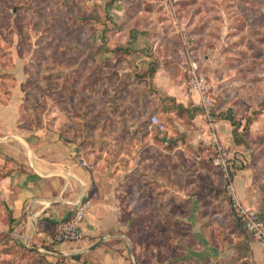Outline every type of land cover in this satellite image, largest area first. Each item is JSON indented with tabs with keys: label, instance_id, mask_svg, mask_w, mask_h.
I'll use <instances>...</instances> for the list:
<instances>
[{
	"label": "rangeland",
	"instance_id": "1",
	"mask_svg": "<svg viewBox=\"0 0 264 264\" xmlns=\"http://www.w3.org/2000/svg\"><path fill=\"white\" fill-rule=\"evenodd\" d=\"M106 1L0 0V137L6 136L8 118L19 115L21 131L55 133L72 146L83 145L80 150L89 165L96 166L104 158L114 166L123 159L127 167H133L144 150L140 144L143 131L157 133L154 171H140V191L147 203L141 216L130 220L123 239L132 261L164 262L167 254L154 255L151 244L164 241L165 236L177 239L184 233L192 248L199 242L196 233L201 225L217 229L203 234L206 241H215L213 237L231 240L233 233L250 239L252 235L232 212L231 200L232 190L238 195L234 181L245 171L260 182L257 200L246 203L238 196L264 216V0H112L109 8ZM106 26L111 29L109 43L114 49L133 46L128 58L121 51H104ZM149 53L151 59L144 58ZM142 58L154 60V74L171 72L172 96L177 101L192 89L190 59L197 62L207 79L205 97L210 101L205 105L201 97L197 105L205 124L196 132H208L207 141L196 132L190 134L196 130V116L164 113L154 96L144 92L158 88L150 70L141 68ZM138 93L143 94L139 97ZM228 109L236 112L239 133L248 131L244 130L248 119L254 121L250 134L240 137L241 151L224 145L217 136L227 159L226 165H218L215 160L222 153L213 138L218 126L214 130L212 124L218 122L219 112ZM151 113L165 122L167 136L178 139L174 157L166 156L162 133L148 124ZM129 114L140 117L125 122L123 117ZM0 157V264H47L44 250L28 251L38 245L33 225L17 230L11 221L2 179L14 163ZM166 164L174 166L172 190L155 180L156 175L171 173ZM109 170L116 179L125 173L127 186L134 184L133 168ZM167 202L172 212L169 218L163 207ZM170 227L173 233H159ZM192 249L186 253L173 247L169 259L174 264L183 260L184 264H205V258H197Z\"/></svg>",
	"mask_w": 264,
	"mask_h": 264
},
{
	"label": "crops",
	"instance_id": "2",
	"mask_svg": "<svg viewBox=\"0 0 264 264\" xmlns=\"http://www.w3.org/2000/svg\"><path fill=\"white\" fill-rule=\"evenodd\" d=\"M144 58L151 59L150 56ZM144 58L140 61L141 68L149 71L152 69L151 61H145ZM163 73L158 71L154 74L156 87L162 94L172 96L175 93L172 86L173 76L169 75L171 74L169 71L166 72L167 74ZM202 96L199 91L190 89L184 99L178 102L184 105H198ZM136 116L140 117L136 114L125 115L123 120L133 122ZM18 118L19 115L8 118L6 136L0 137V154L9 157L14 163L10 174L3 177L2 184L10 218L16 229L20 230L23 226L29 228V225H33L35 241L38 244L33 248L44 250L48 254L46 255L47 264H140L128 257L123 239L126 238L130 229L128 226L131 223L130 220L141 216L145 209L147 196H143L140 191L143 185L140 171L149 168L151 173L154 171L152 161L158 162V134L149 129L143 131L144 143L140 144H143L144 150L138 153L141 158L133 167H127L123 159L114 166L105 162L104 158L96 166L91 164L83 166L78 161L75 147L65 142L58 134L45 133L41 130L21 131L17 127ZM203 118L202 114L196 115L193 120L196 130H193L191 135L203 128L205 124ZM217 126V136L221 142L233 150L241 151V144L234 142L233 126L230 121L218 119ZM165 133L168 132L162 133L163 142L171 138ZM195 134L206 141L210 138L205 130L202 135L200 132ZM173 151L164 152L171 158L174 157L175 151ZM143 154L145 160L142 159ZM146 157H149L150 165H147ZM2 160L0 157L1 162ZM166 166L168 169L171 167V173L161 177L156 175L155 180L172 190L171 182L175 178L174 166L169 164ZM110 168L113 171L133 168L134 184L129 183L127 186L125 173L119 174L118 179L112 177ZM234 182L238 195L246 203L257 200V184L260 182L256 183L253 177L245 175V171L240 173ZM81 201H87L90 205L83 223L82 239L74 242H56L54 235L58 224L70 219ZM168 206V202L163 206L167 218L172 217V212L169 213L171 208ZM132 212H134L133 215ZM172 230V227L165 228L159 233L168 235L174 232ZM216 230L213 225H201L196 233L199 242H195L192 246L195 250L186 244L184 239L188 236L184 237L182 233L181 237L180 233L177 239L165 236L164 241L153 242L152 252L154 255L159 251L167 254L166 260L159 264H174V260L169 259V251L173 247L175 250L185 249L186 253H191L192 249L196 252L197 258H205V264H264V246H261L252 236L247 239L245 236L233 233L231 240L223 238L219 241L213 237L215 241H206L203 234L216 232ZM189 233L191 235V232ZM43 244L48 247H43ZM179 262L184 264V260ZM152 264L157 262L153 261Z\"/></svg>",
	"mask_w": 264,
	"mask_h": 264
},
{
	"label": "built area",
	"instance_id": "3",
	"mask_svg": "<svg viewBox=\"0 0 264 264\" xmlns=\"http://www.w3.org/2000/svg\"><path fill=\"white\" fill-rule=\"evenodd\" d=\"M190 69H191V85L193 90H197L202 93L203 101L205 105L209 103L210 99L205 97V93L208 90L207 79L204 74L199 72L197 62L190 59ZM210 112L207 110V115L209 116ZM210 118V116H209ZM150 125L155 126L161 133L167 131L166 125L162 122L158 115L154 114L151 116ZM212 128L215 130L217 128V123L212 124ZM213 138L216 140V143L219 144L218 150L222 153L215 163L218 165H226V158L223 157L224 148L217 140V135L214 134ZM78 161L83 166H89V163L82 152H77ZM89 203L87 201H81L78 204L76 211L73 213L72 217L67 221L60 222L57 226L54 240L58 243L64 242H74L82 239L83 223L86 218L87 212L89 210ZM231 208L233 213L240 218L245 229L255 238V240L262 246H264V219H262L259 211L254 207L244 203L237 193L232 190V200Z\"/></svg>",
	"mask_w": 264,
	"mask_h": 264
},
{
	"label": "trees",
	"instance_id": "4",
	"mask_svg": "<svg viewBox=\"0 0 264 264\" xmlns=\"http://www.w3.org/2000/svg\"><path fill=\"white\" fill-rule=\"evenodd\" d=\"M112 0L109 1V3H107L106 8L110 7V2ZM117 30L119 29V27L116 28ZM120 30V29H119ZM111 31V29L109 27H104L103 30V35H102V41L104 42V51H109V52H115L117 53L118 51L124 52V54L126 53V58H128V54L129 51L131 49V46H128L127 48H122V47H118L117 49H114V47L111 46V44L109 43V32ZM106 44V45H105ZM148 56H151L150 53L148 54ZM150 66L152 67V69L150 70V78H153L154 76V60H151ZM130 75V73H127ZM132 75H135V78H139L140 81L142 83H145L146 85L149 83L147 82V79H142L141 76H139L137 73H131ZM130 77V76H129ZM129 77L128 80H129ZM127 80V81H128ZM150 82V81H149ZM129 83H127L128 86ZM93 92H96L93 91ZM144 92H149L151 96H154V98L156 99V101H158L157 104V108L161 109V111H163L164 113H176L178 116H186L188 118H193L195 117L198 113H200V111H202V108L198 107L197 105L194 104H188V105H184L183 103L178 102L175 97L173 96H169V95H162L158 89H154L152 87V89H150V91H144ZM143 92V93H144ZM143 93H138V96L141 97L140 95H142ZM136 96H134L135 98ZM178 110H183L185 112H187L185 115H180L177 113ZM235 111L228 109V111L226 112H219L218 115H216V119H227L228 121H230L231 125L233 126V138L236 144H241L240 142V137L244 136L245 138L250 134V126L253 123L254 119H248L246 124L244 125V130L248 128V131L246 133H239V125L234 121V115H235ZM155 113H151L149 114V118H148V124L151 123V116L154 115ZM215 116V115H214ZM163 122V121H162ZM165 124V122H163ZM166 125V124H165ZM167 127V126H166ZM156 129L158 130V128L156 127ZM159 131V130H158ZM178 130L174 131V133H177ZM166 136V135H165ZM162 141V139H161ZM163 142V141H162ZM164 145H166V149L169 151H173L175 149V147L178 146V139H175V137H171V138H167V140L165 142H163ZM83 146V145H82ZM81 145H75L74 147L76 149L77 152H81L80 148L82 147ZM9 158V157H8ZM11 170H9L4 177L8 176L10 174ZM232 209V208H231ZM233 212V211H232ZM234 214V213H233ZM234 216H236L234 214ZM237 217V216H236ZM239 223L243 226L242 221L240 220V218H238ZM262 219H264V216L262 217ZM28 251L30 252H34V253H39V251H37L36 249H28Z\"/></svg>",
	"mask_w": 264,
	"mask_h": 264
}]
</instances>
